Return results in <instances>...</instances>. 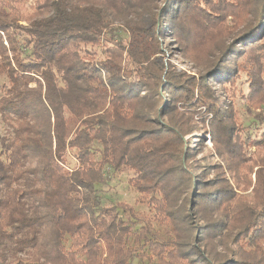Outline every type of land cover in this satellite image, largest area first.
<instances>
[{"label":"trees","instance_id":"16d2710c","mask_svg":"<svg viewBox=\"0 0 264 264\" xmlns=\"http://www.w3.org/2000/svg\"><path fill=\"white\" fill-rule=\"evenodd\" d=\"M163 3L156 12V0H0V264H130L145 246L156 264H264V151L250 159L249 206L232 203L224 179L199 185L207 181L186 167L192 148L180 142L205 106L212 135L238 148L225 157L237 175L247 162L242 146L264 148V127L242 140L230 104L157 56V34L179 30L180 18L197 29L184 27L178 43L208 53L227 17L237 21L257 4L256 21H243L204 79L241 80L264 104V0ZM122 168L128 185L152 195L164 238L148 222L133 230L131 217L146 219L105 197Z\"/></svg>","mask_w":264,"mask_h":264},{"label":"rangeland","instance_id":"374dc122","mask_svg":"<svg viewBox=\"0 0 264 264\" xmlns=\"http://www.w3.org/2000/svg\"><path fill=\"white\" fill-rule=\"evenodd\" d=\"M164 0H156L155 8L156 12L160 10L161 7L164 6ZM222 9V8H220ZM218 9V10H220ZM257 4L253 5V12H249L248 15H243L237 21H233L230 17H227L224 21V25L226 27V34H221V42L220 44H215L214 47L210 50V52L205 53L203 51H199V48H194L192 46H185L184 44L178 43L179 39L184 38L185 29L184 27H190L193 29V35L197 29V26L193 22L191 25V19H186L187 17H182L179 19L177 28L179 30H175V32H171L170 30H162L158 35V43L161 49V52L157 53V56L163 60L165 63V68L169 71L181 76L187 81L195 82L192 86L197 89H203L205 87L204 92L206 94L215 95L218 98L224 100L226 104H230L232 106V111L227 112V114L234 118L237 122V126L242 129L241 138L245 139L247 133L246 131L252 135V138L261 137V132L264 127V104L257 103L248 98V94L246 92V86L244 82L241 80H236L233 83V86L222 87L219 84L208 81L205 78L206 74L211 69V64L216 58L221 54L224 48L228 45V43L241 31L245 22L256 21L253 17V13H258ZM210 15V14H209ZM243 21H245L243 23ZM24 24L25 22H20ZM184 29V30H183ZM178 32V33H177ZM175 38H173L174 34ZM195 38H199L198 36ZM223 45V47L219 50V48ZM211 62V63H210ZM200 82L204 83V87H200ZM191 85V84H190ZM200 87V88H199ZM199 90L195 89V97L198 96ZM147 95L150 97L152 94ZM155 95V94H154ZM152 95V96H154ZM156 98V96H154ZM147 98V96H146ZM229 102V103H228ZM180 104H178L179 106ZM228 109V108H227ZM228 111V110H226ZM160 121L164 122L167 120L165 116H160ZM212 115L207 113V109L205 106H200L197 108V112H193V119L195 122V127L191 126V128L187 127L185 132L183 133V140L180 141L183 145L189 144L192 148L190 156H188V160L186 161V167H189L195 175V173H199V176L202 177L203 180L207 181L205 184H199L203 186L209 185V181H217V177L219 179H224L229 185H231L232 190L235 194L234 202H237L239 198L246 200L247 205H253L254 196H253V186H254V172L256 170V166L254 161L250 160L254 159L257 155L258 151L263 152V147H256L254 145H249L247 148L242 146L243 152L241 153L246 157L244 161H247L245 164H242L237 172V175L232 174L228 167L231 164H234L235 161L232 159L231 164L228 165V161H225V157L228 156V152H235L238 149L235 145L227 143L232 141L233 138L226 139V142L221 140V135H212L214 129L211 124ZM3 133V128L0 123V135ZM215 139V142H212V138ZM192 143V144H191ZM182 145V146H183ZM181 146V149H182ZM237 157H241L239 154ZM258 156V155H257ZM251 157V158H250ZM253 157V158H252ZM257 161V159H256ZM220 167V168H218ZM235 167V166H233ZM221 169V173L217 174L218 170ZM251 170V171H250ZM245 174V179H239L241 174ZM131 175V173L122 168L120 172L116 174L112 178L111 183L106 186L103 191L106 198H109L114 202H122L126 205L131 206L133 212L139 216L144 217L146 220L144 221L142 218L134 219L131 217V221L134 223L133 230L138 231V229L142 226L146 225V222L149 224V228L157 233L158 237L164 238L165 234L163 232L164 222L161 219H157L155 214V209L152 205L149 207V198H152V195H145L143 193L136 192L130 185L127 184V178ZM235 178V179H234ZM178 188V183L175 182ZM208 187V186H207ZM185 192H183L182 195ZM181 198V197H180ZM182 199V198H181ZM187 200L190 202V205L193 207L194 201L190 199L189 195ZM237 207H239L237 205ZM187 208H185L186 210ZM203 211H210V208L201 209ZM119 216L122 219L126 220L128 217L125 216V213L118 210ZM208 213V212H207ZM195 214L193 213L190 218L195 221ZM201 223V220H197ZM136 247H139V244H136ZM167 249V247L165 248ZM139 255L135 256L132 259L130 264H156L157 257L151 250V248L145 246L143 249H140Z\"/></svg>","mask_w":264,"mask_h":264}]
</instances>
